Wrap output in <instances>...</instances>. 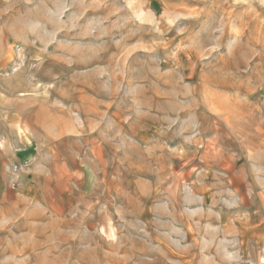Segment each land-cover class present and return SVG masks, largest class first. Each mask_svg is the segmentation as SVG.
Segmentation results:
<instances>
[{"label":"rangeland","instance_id":"rangeland-1","mask_svg":"<svg viewBox=\"0 0 264 264\" xmlns=\"http://www.w3.org/2000/svg\"><path fill=\"white\" fill-rule=\"evenodd\" d=\"M25 156L98 180L0 205V264H264V0H0L5 182Z\"/></svg>","mask_w":264,"mask_h":264},{"label":"crops","instance_id":"crops-1","mask_svg":"<svg viewBox=\"0 0 264 264\" xmlns=\"http://www.w3.org/2000/svg\"><path fill=\"white\" fill-rule=\"evenodd\" d=\"M24 161L26 165L23 170L30 167L29 170L34 175V183H32V179L25 180L26 177L22 173H14L12 169H9L8 179L5 182L3 171L0 169V185L4 186L0 205L9 203L8 206L11 205L15 208L19 207L20 204L37 201L35 206L38 211V219L54 220L53 213L55 212L61 215L67 214L65 211L57 210L61 207H67L71 200L76 198V193L80 197H87L86 195L92 193L98 180L97 162L92 157L77 156L69 159L62 156L56 158V161L53 158L52 160L49 159L48 164L46 162L45 165L41 166L32 163L33 159L31 157L25 156ZM31 163L34 165H30ZM15 180H18L19 184L13 192L9 186ZM9 197L13 201L7 202Z\"/></svg>","mask_w":264,"mask_h":264},{"label":"built area","instance_id":"built-area-1","mask_svg":"<svg viewBox=\"0 0 264 264\" xmlns=\"http://www.w3.org/2000/svg\"><path fill=\"white\" fill-rule=\"evenodd\" d=\"M12 170H13L14 173H19L21 171V168L18 165H14L13 168H12ZM18 184H19V181L18 180H15L12 183L11 186H12L13 189H16Z\"/></svg>","mask_w":264,"mask_h":264}]
</instances>
